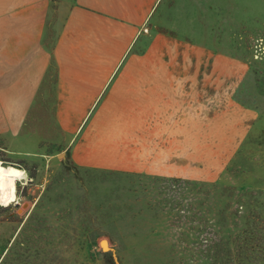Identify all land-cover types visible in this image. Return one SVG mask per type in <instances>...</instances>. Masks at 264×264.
I'll use <instances>...</instances> for the list:
<instances>
[{
	"label": "rangeland",
	"instance_id": "obj_1",
	"mask_svg": "<svg viewBox=\"0 0 264 264\" xmlns=\"http://www.w3.org/2000/svg\"><path fill=\"white\" fill-rule=\"evenodd\" d=\"M165 18L249 65L236 97L254 129L236 150H178L170 174H122L77 165L49 104L48 129L35 118L26 140L0 138L18 179L0 264H264V0H170Z\"/></svg>",
	"mask_w": 264,
	"mask_h": 264
},
{
	"label": "crops",
	"instance_id": "obj_2",
	"mask_svg": "<svg viewBox=\"0 0 264 264\" xmlns=\"http://www.w3.org/2000/svg\"><path fill=\"white\" fill-rule=\"evenodd\" d=\"M169 3L0 0V138L48 129L53 104L81 167L165 175L178 150L238 149L258 122L236 97L249 65L166 29Z\"/></svg>",
	"mask_w": 264,
	"mask_h": 264
},
{
	"label": "bare ground",
	"instance_id": "obj_3",
	"mask_svg": "<svg viewBox=\"0 0 264 264\" xmlns=\"http://www.w3.org/2000/svg\"><path fill=\"white\" fill-rule=\"evenodd\" d=\"M18 198V179L0 166V205L9 206Z\"/></svg>",
	"mask_w": 264,
	"mask_h": 264
},
{
	"label": "water",
	"instance_id": "obj_4",
	"mask_svg": "<svg viewBox=\"0 0 264 264\" xmlns=\"http://www.w3.org/2000/svg\"><path fill=\"white\" fill-rule=\"evenodd\" d=\"M63 155H64V154H61V156H63ZM100 246H101V249H102L104 252H108V251L111 250L110 247H109V242H108L107 239H103V240L101 241Z\"/></svg>",
	"mask_w": 264,
	"mask_h": 264
}]
</instances>
